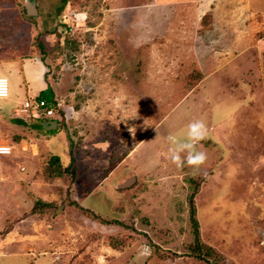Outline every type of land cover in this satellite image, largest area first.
I'll list each match as a JSON object with an SVG mask.
<instances>
[{
    "label": "rangeland",
    "instance_id": "374dc122",
    "mask_svg": "<svg viewBox=\"0 0 264 264\" xmlns=\"http://www.w3.org/2000/svg\"><path fill=\"white\" fill-rule=\"evenodd\" d=\"M31 1L0 0V264H264V0ZM47 86L58 129L14 122ZM194 120L207 161L178 168L168 137Z\"/></svg>",
    "mask_w": 264,
    "mask_h": 264
},
{
    "label": "trees",
    "instance_id": "16d2710c",
    "mask_svg": "<svg viewBox=\"0 0 264 264\" xmlns=\"http://www.w3.org/2000/svg\"><path fill=\"white\" fill-rule=\"evenodd\" d=\"M68 1L69 0H62L61 5L58 7V12L62 11V9L66 6ZM24 8H26V7H24ZM206 15H209V13H206L204 15V17ZM41 44L42 43L40 42L39 46ZM77 46L78 45L76 42H72V48L73 49H77ZM42 47H43V45H42ZM198 79H199V76L197 78L191 77L190 80L193 83H196L198 81ZM36 98L45 99L50 106L55 107V113L51 117H53L52 119L57 120L58 126H59L60 120L62 121L63 112L57 106L58 102L56 101V98H55L54 89L51 86H47L46 88L42 89L39 92V94ZM57 116H59V117H57ZM59 118H61V119L59 120ZM47 119L48 118L43 117V116H36L33 113H29L27 118H17V117L12 118V120L16 123L25 124V125L30 126L31 128L40 129V130H45L41 123ZM73 161L74 160L72 159L70 165L65 166V165H63L60 156L53 155L50 159L48 166H47L49 176L57 177V178H59V177L64 178L67 174H69L71 177L70 181H74L76 173H75L74 166H72ZM193 185H194V190L189 197V202H190V216H191V220H192L194 232H195V243L192 246H190V249L192 251V254L194 255V257L197 260L207 261L210 256L215 254V248H213L212 246L205 243L200 236L199 222L197 219V209H196V204H195V199H194L195 195H196V191H198V188H199V182L194 181ZM72 202L77 206L78 209H80L85 214H87V216L91 217L92 219H94L96 221H99L100 223L110 224V223L114 222V221L111 222L110 220L103 218L102 216L95 213L93 210L78 204L74 200H72ZM45 204L50 207L53 205V202H47ZM118 223H121V222H118ZM110 243L115 248H117V247L121 248V247H124L125 245H128L129 240L125 237L114 235V236H110Z\"/></svg>",
    "mask_w": 264,
    "mask_h": 264
},
{
    "label": "clouds",
    "instance_id": "9594fccd",
    "mask_svg": "<svg viewBox=\"0 0 264 264\" xmlns=\"http://www.w3.org/2000/svg\"><path fill=\"white\" fill-rule=\"evenodd\" d=\"M8 85V78L0 76V96L6 95ZM130 134L134 132L129 129ZM208 136V128L203 120H194L186 127V132L183 138H177L174 135H169L168 141L169 158L173 164L178 168L189 166L198 169L207 161V154L205 151L200 150L198 145L201 141L205 140ZM8 149H0V152L7 153Z\"/></svg>",
    "mask_w": 264,
    "mask_h": 264
},
{
    "label": "built area",
    "instance_id": "2783aa9c",
    "mask_svg": "<svg viewBox=\"0 0 264 264\" xmlns=\"http://www.w3.org/2000/svg\"><path fill=\"white\" fill-rule=\"evenodd\" d=\"M9 95H10V81L8 79L6 95L0 96V98H6ZM57 106H59V103H57ZM20 112L24 114L37 113L38 116L51 117L55 113V107L50 106L45 99L34 98V99L25 100L22 108H20ZM5 148L8 149L9 151L7 153L0 152V154H10L12 152L11 146L9 145L0 146V149H5Z\"/></svg>",
    "mask_w": 264,
    "mask_h": 264
},
{
    "label": "water",
    "instance_id": "95a60500",
    "mask_svg": "<svg viewBox=\"0 0 264 264\" xmlns=\"http://www.w3.org/2000/svg\"><path fill=\"white\" fill-rule=\"evenodd\" d=\"M24 1H25L24 4H25L28 14L30 15L36 14L37 9H36L35 3L31 0H24ZM41 124L47 130H56L58 128L57 120H45ZM129 183L130 181L128 183H123L121 184V187H124L128 185Z\"/></svg>",
    "mask_w": 264,
    "mask_h": 264
},
{
    "label": "crops",
    "instance_id": "0c3cea01",
    "mask_svg": "<svg viewBox=\"0 0 264 264\" xmlns=\"http://www.w3.org/2000/svg\"><path fill=\"white\" fill-rule=\"evenodd\" d=\"M8 97H9V96H8ZM47 120H55V119H47ZM44 129H45V128H44ZM57 129H58V128H57ZM57 129H56V130H57ZM45 130L48 131V132H49V131H53V130H47V129H45ZM54 131H55V130H54ZM21 142H26V140L21 138V139L19 140V143H18V144L20 145ZM9 146H11V148H12V152L10 153V154H12V153H13V150H14V145H9ZM1 155H9V154H1Z\"/></svg>",
    "mask_w": 264,
    "mask_h": 264
}]
</instances>
